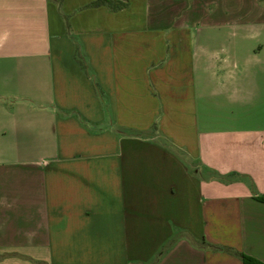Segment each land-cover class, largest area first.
<instances>
[{
  "label": "crops",
  "instance_id": "crops-1",
  "mask_svg": "<svg viewBox=\"0 0 264 264\" xmlns=\"http://www.w3.org/2000/svg\"><path fill=\"white\" fill-rule=\"evenodd\" d=\"M95 1L0 0V264L264 263V0Z\"/></svg>",
  "mask_w": 264,
  "mask_h": 264
},
{
  "label": "trees",
  "instance_id": "trees-1",
  "mask_svg": "<svg viewBox=\"0 0 264 264\" xmlns=\"http://www.w3.org/2000/svg\"><path fill=\"white\" fill-rule=\"evenodd\" d=\"M128 5V0H96L95 2L88 5L87 8L106 7L107 9L113 12H118L128 8ZM257 201L264 204V196L258 197ZM239 256L242 261V264H264L261 261L244 254H240Z\"/></svg>",
  "mask_w": 264,
  "mask_h": 264
},
{
  "label": "rangeland",
  "instance_id": "rangeland-1",
  "mask_svg": "<svg viewBox=\"0 0 264 264\" xmlns=\"http://www.w3.org/2000/svg\"><path fill=\"white\" fill-rule=\"evenodd\" d=\"M179 29L178 28H172V29H164V33L166 34H171V36H174L178 33ZM213 34L217 35L219 37H223L226 35H229V31L227 29H213Z\"/></svg>",
  "mask_w": 264,
  "mask_h": 264
}]
</instances>
